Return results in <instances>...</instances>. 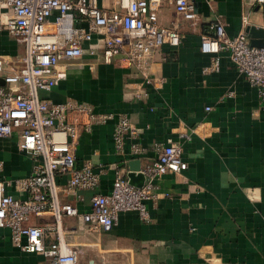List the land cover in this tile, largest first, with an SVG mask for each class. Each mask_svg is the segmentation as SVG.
I'll use <instances>...</instances> for the list:
<instances>
[{"label": "crops", "instance_id": "1", "mask_svg": "<svg viewBox=\"0 0 264 264\" xmlns=\"http://www.w3.org/2000/svg\"><path fill=\"white\" fill-rule=\"evenodd\" d=\"M195 21L180 18L167 0L158 11V23L179 34V45H164L154 56L151 76L161 88H147L148 96L135 100L140 73L120 61L104 64L100 57L61 64L66 78L42 99L55 103L73 99L113 119L80 129L76 168L89 163L99 176L97 192L108 194L115 173L128 181L129 163L140 169L156 156L157 148L182 147L187 169L156 180V201L146 202L148 223L135 213H124L110 233L92 231L79 218H63L65 241L80 249L77 264H264V102L231 64L228 54L202 53L201 40L212 36L211 26L221 19L233 38L249 28L264 30V5L254 0H189ZM113 0H99L108 8ZM21 46L0 33V56L20 53ZM215 58L219 69L212 71ZM206 70V71H205ZM211 107L210 112L205 108ZM152 109V111H150ZM125 114L138 129L137 142L146 148L139 158L116 154L112 133L118 114ZM0 175L6 179L30 175L34 161L17 149V140H0ZM66 177L59 179L60 184ZM17 199L26 194L14 187ZM90 191L67 193L62 203L89 209ZM30 225L50 229V215L34 217ZM54 238L48 237L46 243ZM0 264H49L39 254L14 248L8 230H0Z\"/></svg>", "mask_w": 264, "mask_h": 264}, {"label": "built area", "instance_id": "2", "mask_svg": "<svg viewBox=\"0 0 264 264\" xmlns=\"http://www.w3.org/2000/svg\"><path fill=\"white\" fill-rule=\"evenodd\" d=\"M167 1L182 20H196L191 1ZM162 2L113 0L105 8L99 0H0V33L21 46L16 55L0 56V140L15 137L17 149L34 161L25 178L6 180L0 175V230L9 231L12 246L20 252L39 254L49 264H77L81 252L65 241L60 227L63 218H79L90 230L103 233H110L124 213H135L148 223L146 202L158 199L156 180L187 169L181 146H162L140 169L145 177L141 189L128 185L117 171L110 192L101 194L98 174L89 163L76 168L75 152L80 129L89 132L113 119L112 114H97L92 106L73 99L55 103L40 97V92H50L65 80L62 63L84 57H100L104 64L120 61L137 70L142 82L133 91L135 100L147 98L148 87L159 90L161 80L151 76L153 58L164 45H179L178 32L158 23ZM254 2L264 5V0ZM211 30L213 35L201 40V52L227 53L264 102V47L251 46L244 31L229 37L221 19ZM210 69H219L217 58ZM116 118L112 133L116 154L125 155L129 141V156L139 158L146 148L137 142V127L125 114ZM62 177H66L64 184L59 183ZM9 187L27 197H13ZM79 191L93 192L86 212L60 201L61 196ZM43 215L53 217V228L30 225L32 218ZM48 237L54 241L46 243Z\"/></svg>", "mask_w": 264, "mask_h": 264}, {"label": "water", "instance_id": "3", "mask_svg": "<svg viewBox=\"0 0 264 264\" xmlns=\"http://www.w3.org/2000/svg\"><path fill=\"white\" fill-rule=\"evenodd\" d=\"M247 33L250 36V45L256 48L264 47V30L261 28H249ZM0 85L2 82L0 81ZM128 185L141 189L145 183V177L140 171L139 161H132L129 163V172L127 174Z\"/></svg>", "mask_w": 264, "mask_h": 264}, {"label": "rangeland", "instance_id": "4", "mask_svg": "<svg viewBox=\"0 0 264 264\" xmlns=\"http://www.w3.org/2000/svg\"><path fill=\"white\" fill-rule=\"evenodd\" d=\"M93 194V192H91Z\"/></svg>", "mask_w": 264, "mask_h": 264}]
</instances>
